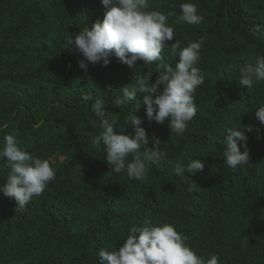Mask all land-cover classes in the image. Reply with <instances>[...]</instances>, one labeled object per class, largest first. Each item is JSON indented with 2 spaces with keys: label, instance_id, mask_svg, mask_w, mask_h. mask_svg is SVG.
<instances>
[{
  "label": "trees",
  "instance_id": "trees-1",
  "mask_svg": "<svg viewBox=\"0 0 264 264\" xmlns=\"http://www.w3.org/2000/svg\"><path fill=\"white\" fill-rule=\"evenodd\" d=\"M184 2L197 6L199 25L175 22ZM148 10L176 13L162 61H137L133 70L113 56L107 67L89 64L85 73L77 63L82 55L64 48L65 41L103 19L100 0H0V145L14 134L56 171L21 212L0 193V264H100V249L117 250L129 228L146 219L173 225L205 259L218 254L220 264H264V125L254 114L264 106V81L251 89L238 83L245 63L264 56V32H251L264 25V0H149ZM201 38L197 66L205 83L194 93L197 114L182 135L171 133L167 121L149 122L135 102L112 106L137 76L152 74L154 83L161 63L175 66L172 43L183 48ZM96 97L105 100L117 134L133 133L126 123L135 111L148 136L161 140L164 158L144 180L110 172L103 146L92 145L100 131L89 123ZM230 127L248 137L249 163L237 169L224 163ZM193 157L205 167L182 182L173 169ZM9 172L0 159V183Z\"/></svg>",
  "mask_w": 264,
  "mask_h": 264
},
{
  "label": "clouds",
  "instance_id": "clouds-1",
  "mask_svg": "<svg viewBox=\"0 0 264 264\" xmlns=\"http://www.w3.org/2000/svg\"><path fill=\"white\" fill-rule=\"evenodd\" d=\"M100 3L105 9L103 19L95 21L91 27H83L65 41L64 48L82 55L83 58L77 61L80 69L86 73L89 64L107 67L113 56L133 70L137 61L144 64L162 61L165 42L174 39V28L169 26L168 20L176 13L166 15L158 10H148L149 0H100ZM179 7L177 24L199 25L203 21L194 3L184 2ZM251 32L253 35L264 32V25L254 26ZM202 44L203 38L183 48L179 41L172 43V53L178 56L175 66L161 63L159 68L163 71L154 83L149 82L152 74L137 76L134 87H121V95L115 97L112 106L121 109L135 102V109L144 107L149 122L163 125L167 121L171 133L182 135L197 114L194 93L205 83L197 66ZM262 81L264 56H257L240 69L238 83L251 89ZM81 99L93 101L89 94H83ZM90 110L96 119L92 115L89 123L100 130L91 143L103 146L110 172L125 173L129 180H144L150 165L159 164L164 158L161 140L155 134L148 136L146 129L141 127L142 118L135 111L126 123L131 124L133 133L121 131L117 134L113 128L116 120L110 122L107 118L104 99L96 97L90 104ZM254 114L264 125V106ZM252 130L247 127L248 132ZM247 140L243 128L226 130L223 157L229 169L249 163ZM150 142L151 147L142 149ZM0 159H4L10 169L6 182L0 183V193L15 201L16 212L23 211L33 197L40 196L48 183L55 179L56 171L50 161L30 154L14 134L4 135ZM204 167L199 158L193 157L186 165H177L173 174L184 182ZM97 256L100 264H220L218 254L207 259L198 256L173 225H154L150 219H146L143 225L131 226L127 238L117 250L100 249Z\"/></svg>",
  "mask_w": 264,
  "mask_h": 264
}]
</instances>
